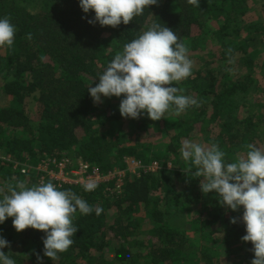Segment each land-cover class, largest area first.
<instances>
[{
  "label": "trees",
  "instance_id": "16d2710c",
  "mask_svg": "<svg viewBox=\"0 0 264 264\" xmlns=\"http://www.w3.org/2000/svg\"><path fill=\"white\" fill-rule=\"evenodd\" d=\"M255 6L157 0L113 28L89 24L95 13L85 14L80 0H0V18L10 17L17 29L13 45L0 46V199L18 182H52L93 208L73 214L74 243L54 261L43 255L45 233L17 232L13 217L0 224V236L10 242L0 251L16 264H37V253L42 264H251L253 245L241 239L245 224L230 223L243 206L234 212L215 192L203 194V177L184 173L180 149L185 141L206 149L215 144L226 163L246 158L248 144L264 152V23ZM154 23L172 29L188 48L192 74L172 86L199 106L177 114L172 105L153 121L146 112L123 118V95L95 104L88 87ZM132 161L139 163L135 172ZM61 162L65 171L82 162L89 172L118 168L126 175L119 189L114 180L85 191L84 184L50 176ZM154 163L158 171L148 172Z\"/></svg>",
  "mask_w": 264,
  "mask_h": 264
},
{
  "label": "clouds",
  "instance_id": "9594fccd",
  "mask_svg": "<svg viewBox=\"0 0 264 264\" xmlns=\"http://www.w3.org/2000/svg\"><path fill=\"white\" fill-rule=\"evenodd\" d=\"M188 3L200 7V0H188ZM156 4L157 0H80L85 14L90 10L95 13L87 20L89 24L113 28L122 22L127 25L146 6ZM16 31L10 17L0 18V46L11 47ZM26 38L31 39L32 34ZM179 39L172 29L154 23L138 38L126 43L99 75V83L88 87L93 102L103 103L102 97L123 95L119 105L123 118L138 119L146 112L153 121L163 118L172 105L177 114L189 106H199L196 99L177 94L183 89L172 86L173 82L192 74L188 48ZM246 147L249 149L246 158L230 163L225 162L226 154L215 144L206 149L185 141L180 151L187 164L184 173L191 178L203 177L200 180L203 194L215 192L220 205L234 212L243 206L242 216L231 217L230 223L243 221L246 235L241 239L253 245L251 264H264V152L253 144ZM83 187L85 191H93L97 183L89 179ZM8 192L0 199V224L13 217L17 232L29 227L43 231V255L52 261L74 243L71 237L78 228L73 226L72 216L77 209L82 215L93 211L87 201L71 190H58L52 182L31 187L18 182L15 187L9 185ZM95 211L99 215L102 209ZM6 247L10 248V242L0 236V249ZM36 255L37 264H42L43 258ZM0 264L16 262L0 251Z\"/></svg>",
  "mask_w": 264,
  "mask_h": 264
},
{
  "label": "built area",
  "instance_id": "2783aa9c",
  "mask_svg": "<svg viewBox=\"0 0 264 264\" xmlns=\"http://www.w3.org/2000/svg\"><path fill=\"white\" fill-rule=\"evenodd\" d=\"M134 164V169H132V172H135V168L139 167V163L136 161H132ZM65 163L61 162L59 163V170L53 171L50 170L48 173L51 177L55 178L56 180L62 181V182H70V183H80L85 184L89 179L94 180L96 183L99 182H107V181H114L116 180V189H119L123 183V178L126 175V170L124 169H118L115 168L112 171H109L107 173H101V171L98 168H91L90 165L87 163H80L79 168L72 170V171H65ZM159 164L154 163L151 165L147 171L148 172H156L158 171ZM42 169L46 170L44 167ZM23 172H25V169H22Z\"/></svg>",
  "mask_w": 264,
  "mask_h": 264
},
{
  "label": "rangeland",
  "instance_id": "374dc122",
  "mask_svg": "<svg viewBox=\"0 0 264 264\" xmlns=\"http://www.w3.org/2000/svg\"><path fill=\"white\" fill-rule=\"evenodd\" d=\"M252 3H255L256 7V18L257 21L264 23V0H251ZM264 50V49H263ZM262 62V61H261ZM132 169H134V166H132ZM195 236V234H193ZM192 236V237H194ZM109 257H113V255H109Z\"/></svg>",
  "mask_w": 264,
  "mask_h": 264
}]
</instances>
